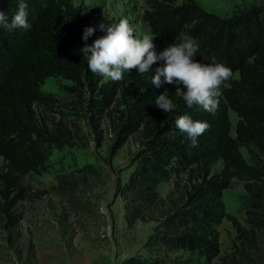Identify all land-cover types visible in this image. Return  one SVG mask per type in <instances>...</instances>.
I'll return each instance as SVG.
<instances>
[{
	"label": "trees",
	"instance_id": "16d2710c",
	"mask_svg": "<svg viewBox=\"0 0 264 264\" xmlns=\"http://www.w3.org/2000/svg\"><path fill=\"white\" fill-rule=\"evenodd\" d=\"M24 2L31 28L11 32L0 28V204L5 201L6 211L26 200L25 178L44 170L49 150L61 141L47 137L37 120V108L55 102L42 86L58 77L75 85L69 93L85 89L89 106L98 115L122 107V124L109 158L131 136L142 135V148L132 159L135 169L125 183H116L115 193L125 202L129 227L139 222L155 226L144 245L147 255L131 256L122 264H212L221 254L219 227L227 218L237 236L234 252L221 258L222 264H259L256 257L264 249V10L254 8L225 20L195 0L155 3L153 21L164 26L159 36L180 43L181 34H187L199 44L197 61L232 69L233 77L221 86L218 108L211 114L199 106L188 108L175 95V85L155 88L151 84L155 68L163 61L143 75L133 70L118 82L102 83L103 77L89 70L88 58L80 52L85 28L95 29L88 45L106 34L100 24L82 18L69 0H46L47 7L42 0ZM18 5L19 0H0V10L9 20ZM161 93L176 105L171 113L155 106ZM230 110L239 118L235 138ZM182 115L210 124L196 146L175 125ZM243 147L254 164L244 158ZM218 163L222 169L214 174ZM72 176H60L53 189L74 198L76 210L93 212L87 197L74 194L81 191L80 179H101L103 172L85 166ZM182 177L185 187L179 188ZM173 178L178 179L176 188L163 197L159 186ZM235 180L245 183L246 226L226 212L224 192ZM19 218L12 217L11 224Z\"/></svg>",
	"mask_w": 264,
	"mask_h": 264
},
{
	"label": "rangeland",
	"instance_id": "374dc122",
	"mask_svg": "<svg viewBox=\"0 0 264 264\" xmlns=\"http://www.w3.org/2000/svg\"><path fill=\"white\" fill-rule=\"evenodd\" d=\"M195 1L208 13L225 20L254 8L264 10V0ZM69 2L79 8L80 16L89 19L90 24L103 23L107 27L121 19L128 20L136 38L145 34L155 38L157 52L178 43L165 39L163 34L158 35L164 26L153 21L157 0ZM108 82L113 81L103 77L102 83ZM72 86H75L72 82L58 77L47 79L42 86V92L55 102L52 106L37 108L39 128L47 137L61 141L49 150L44 170L25 178L26 200L9 211H6L5 201L0 204V264H122L131 256L147 255L144 245L155 224L139 222L129 227L125 202L115 193L116 183L119 180L125 183L135 169L132 159L142 148V135L131 136L117 154L109 158L122 124V107L98 115L89 106V93L80 87L69 93L68 88ZM230 120L231 134L235 138L239 118L233 110H230ZM241 152L249 164L255 163L246 148H241ZM85 166L103 172L101 179H80L83 189L74 194L79 199H89L91 213L76 210L74 198L62 196L53 189L60 176L74 177L76 170ZM221 169L222 163H218L213 173L218 174ZM185 179L173 178L162 183L159 186L161 195L168 196L176 188L177 180L179 188L185 187ZM246 194L245 183L241 180H235L224 192L227 214L243 226L247 218L243 204ZM12 217H20L16 225L11 224ZM219 231L221 254L212 264H222L221 258L234 252L237 230L233 223L225 219ZM256 260L264 264V249H260Z\"/></svg>",
	"mask_w": 264,
	"mask_h": 264
},
{
	"label": "clouds",
	"instance_id": "9594fccd",
	"mask_svg": "<svg viewBox=\"0 0 264 264\" xmlns=\"http://www.w3.org/2000/svg\"><path fill=\"white\" fill-rule=\"evenodd\" d=\"M42 5L47 7L46 0H42ZM0 28L9 32L16 29L29 30L31 24L28 21V4L19 0L18 10L10 20L0 10ZM99 28L106 34L91 45L87 44V40L95 29L85 28L82 37L85 44L80 49L88 58V68L93 74L118 82L123 79L125 72L135 70L143 75L151 71L154 64L163 61L162 66L155 68L151 84L155 88L164 84L175 85V95L182 98L188 108L199 106L204 111L215 114L219 105L218 97L222 95L221 86L233 77V71L220 63L197 61L195 54L199 44L194 38L182 33L180 43L171 44L157 52L155 38L150 34L136 38L133 27L126 19L107 27L101 23ZM155 106L166 113H171L176 107L165 93L158 95ZM175 125L181 133L186 134L192 146L197 145L198 137L210 130L208 122L194 121L189 115L179 116Z\"/></svg>",
	"mask_w": 264,
	"mask_h": 264
}]
</instances>
